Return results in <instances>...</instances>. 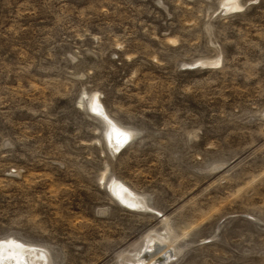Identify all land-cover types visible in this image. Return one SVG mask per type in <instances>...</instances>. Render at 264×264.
Instances as JSON below:
<instances>
[{
  "label": "rangeland",
  "instance_id": "1",
  "mask_svg": "<svg viewBox=\"0 0 264 264\" xmlns=\"http://www.w3.org/2000/svg\"><path fill=\"white\" fill-rule=\"evenodd\" d=\"M8 240L47 264H264V0H0Z\"/></svg>",
  "mask_w": 264,
  "mask_h": 264
},
{
  "label": "bare ground",
  "instance_id": "2",
  "mask_svg": "<svg viewBox=\"0 0 264 264\" xmlns=\"http://www.w3.org/2000/svg\"><path fill=\"white\" fill-rule=\"evenodd\" d=\"M237 4V3H236ZM106 120H107V118H106ZM108 121V123H109V130H110V133H111V122L109 121V120H107ZM116 126V125H115ZM118 127V126H117ZM120 128V127H119ZM121 129V128H120ZM123 131L124 132H126V130H124L123 129ZM118 133V136H120V137H118V136H116V137H113V136H110V137H112L111 138V140H110V143H111V145H113V147H115V148H118L121 144H122V140H123V137H121L122 135H121V133H119V132H117ZM111 135V134H110ZM114 183V182H113ZM118 183V182H117ZM115 184V183H114ZM121 184V183H120ZM120 184L118 183L117 185H119L120 186ZM123 186V185H122ZM113 187H114V185H113ZM121 187V186H120ZM119 187V188H120ZM118 188V187H117ZM125 188V187H124ZM122 189H123V187H122ZM122 189H121V191H122ZM123 190H125L126 191V189H123ZM114 192H115V190H114ZM118 192H120V190H118ZM121 193V192H120ZM130 193V192H129ZM118 194V193H117ZM116 194V195H117ZM126 194V193H125ZM118 196V195H117ZM123 196V195H122ZM121 196V197H122ZM129 196V195H128ZM124 197H127V196H125L124 195ZM129 198H132V197H129ZM133 198H135V197H133ZM121 199V198H120ZM125 199V198H124ZM127 199V198H126ZM125 201V200H124ZM127 201V200H126ZM24 245H26V244H21V243H19V242H15V241H7V242H2L1 241V245H0V248H2V250L3 251H1V253L3 254V255H5V256H9V255H11L13 258H11L12 260H14V256H17V258H19V259H22L23 257H24V255H23V257H21V255L23 254L21 251H22V249L23 250H26V248L29 246V245H27V246H24ZM11 250H12V253H11ZM20 250V251H19ZM158 252V251H157ZM149 253H147V256H149L148 255ZM2 255V256H3ZM5 256H3V259L4 258H8V257H5ZM161 256V255H160ZM154 257V256H153ZM153 257H152V259H153ZM1 258V257H0ZM9 259V258H8ZM24 259V258H23ZM23 259L21 260V262H23V264H24V262L26 261V259H25V261H23ZM148 259V258H147ZM150 259V258H149ZM159 259V258H158ZM157 259V260H158ZM2 259H0V261H1ZM4 260H6V259H4ZM10 260V259H9ZM8 260V261H9ZM11 260V261H12ZM145 260V259H144ZM155 260V259H154ZM146 261V260H145ZM148 261V260H147ZM144 262V261H143ZM151 262H148V263H146L145 262V264H150ZM154 263V262H153ZM14 264H17L16 262H14ZM22 264V263H21ZM25 264H27V263H25Z\"/></svg>",
  "mask_w": 264,
  "mask_h": 264
},
{
  "label": "water",
  "instance_id": "3",
  "mask_svg": "<svg viewBox=\"0 0 264 264\" xmlns=\"http://www.w3.org/2000/svg\"><path fill=\"white\" fill-rule=\"evenodd\" d=\"M111 127H112L111 128V134H113L114 137L118 136L117 132L121 133V135H122L121 137H123L121 146L124 145L126 143V141L128 140L127 133H125L122 130H120V128L115 126V124H113L112 122H111ZM118 137H120V136H118ZM121 146H119V147H121ZM127 201L131 203L129 198H127ZM0 244H1V241H0ZM24 246H27V245H24ZM1 251H3L2 248H0V253H1ZM21 252L23 253V255L26 256V259H28V261L31 262L30 264H47L48 263L47 262L48 261L47 252L42 247H37V246L34 247L33 245H29L26 248V250L22 249ZM34 256H36V257H38L40 259L36 263H34L32 261V257H34ZM10 257L13 258L11 255H9L8 258H10ZM14 260H16V258H14ZM159 262L162 263L163 262V258H160Z\"/></svg>",
  "mask_w": 264,
  "mask_h": 264
}]
</instances>
